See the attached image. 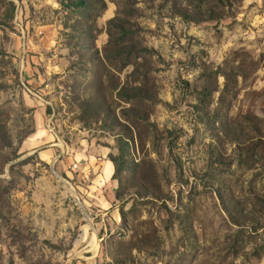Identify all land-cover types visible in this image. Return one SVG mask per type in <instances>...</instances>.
I'll list each match as a JSON object with an SVG mask.
<instances>
[{"label":"rangeland","instance_id":"1","mask_svg":"<svg viewBox=\"0 0 264 264\" xmlns=\"http://www.w3.org/2000/svg\"><path fill=\"white\" fill-rule=\"evenodd\" d=\"M76 1L0 0V264H264V0Z\"/></svg>","mask_w":264,"mask_h":264},{"label":"crops","instance_id":"2","mask_svg":"<svg viewBox=\"0 0 264 264\" xmlns=\"http://www.w3.org/2000/svg\"><path fill=\"white\" fill-rule=\"evenodd\" d=\"M43 154L47 155V151H43ZM103 170H104V175L106 176L105 178L108 179L111 174L113 173V166L112 164L108 163L107 161H104L103 163Z\"/></svg>","mask_w":264,"mask_h":264},{"label":"trees","instance_id":"3","mask_svg":"<svg viewBox=\"0 0 264 264\" xmlns=\"http://www.w3.org/2000/svg\"><path fill=\"white\" fill-rule=\"evenodd\" d=\"M76 2L79 3V4H82V5L85 4V0H80V1L77 0ZM182 15L187 17V18H190V15H188L187 12L182 13Z\"/></svg>","mask_w":264,"mask_h":264}]
</instances>
